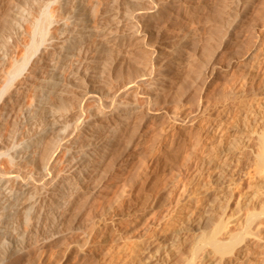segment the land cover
Masks as SVG:
<instances>
[{"label":"bare ground","instance_id":"6f19581e","mask_svg":"<svg viewBox=\"0 0 264 264\" xmlns=\"http://www.w3.org/2000/svg\"><path fill=\"white\" fill-rule=\"evenodd\" d=\"M0 264H264V0H0Z\"/></svg>","mask_w":264,"mask_h":264}]
</instances>
